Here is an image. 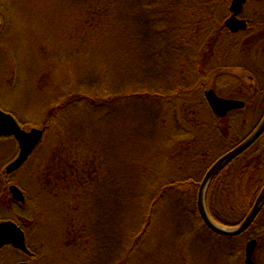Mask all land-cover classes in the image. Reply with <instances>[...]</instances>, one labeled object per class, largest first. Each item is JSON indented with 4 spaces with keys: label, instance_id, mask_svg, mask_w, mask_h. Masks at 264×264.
Wrapping results in <instances>:
<instances>
[{
    "label": "trees",
    "instance_id": "trees-1",
    "mask_svg": "<svg viewBox=\"0 0 264 264\" xmlns=\"http://www.w3.org/2000/svg\"><path fill=\"white\" fill-rule=\"evenodd\" d=\"M90 1L85 18L96 27L100 38H109L108 57L113 72L109 75L105 69L106 75H97L94 81L90 75L82 87H77L82 79L72 83L76 75L65 78L67 90L46 112L43 140L31 155L49 137L53 138L50 163L43 173L54 184H46L45 190L64 191L69 196L62 204L68 206V202L75 210L72 214L68 206L69 222L64 232L68 246L63 247L66 261L128 264L149 231L160 225L162 212L170 208L188 221L191 235L206 231L211 233L210 242L224 243L225 237L205 226L197 207L200 181L220 157L209 159L211 163L200 171L204 176L199 180L191 173L196 170L191 164L196 163L192 160L196 152L202 155L224 136L219 121L228 117L214 116L204 93L214 89L208 87L210 75L230 66L210 69L209 65L231 62L237 52L221 53L240 44L239 40L247 41L246 47L253 41L264 43V20L261 23L242 17L246 5L253 0L247 1L239 15L247 22V29L237 33L225 23L231 0ZM219 7L223 9L221 16L216 12ZM88 24L85 26L93 29ZM2 25L0 31L5 25L3 19ZM247 53L249 62H245L251 63L252 56ZM248 68L255 70V66ZM250 72L252 97L264 100V85L256 86ZM204 107L210 114L207 120L203 117ZM82 114L88 120L82 121ZM127 124L131 130L126 129ZM230 143L227 138V148ZM234 147L237 145L224 154ZM105 179L114 183L113 195ZM263 188L264 135L214 177L206 195L208 212L222 226L239 225ZM26 201V205L30 204L29 198ZM38 206L40 214L34 217L35 224L45 215ZM34 208L37 210L36 205ZM135 213L143 219L140 223L135 222ZM252 221L242 242L246 244V239L254 238L264 245V203ZM101 224L107 233L102 235L105 245L100 244ZM99 249L107 254V263L101 261ZM31 252L23 258L36 261L42 256L38 250Z\"/></svg>",
    "mask_w": 264,
    "mask_h": 264
},
{
    "label": "rangeland",
    "instance_id": "rangeland-1",
    "mask_svg": "<svg viewBox=\"0 0 264 264\" xmlns=\"http://www.w3.org/2000/svg\"><path fill=\"white\" fill-rule=\"evenodd\" d=\"M90 4V0H0V27L3 26L2 19L5 24L0 31V109L13 114L25 125L24 130L43 129L46 112L57 104L56 99L67 90L64 87L68 84L63 83L67 76L76 75L73 84L82 79L77 85L82 87L81 84L85 83L90 75V79L94 81L97 75H106L105 69L109 71V75L112 74L113 69L109 63L111 58L108 57L109 38H100L96 27L89 25L85 18L86 8ZM263 5L264 0H253L246 5L242 17L255 22L264 20ZM222 10L220 7L216 9L219 16L223 15ZM7 20L11 21V24ZM85 24L93 29H89ZM241 42L239 40L240 44L230 45V50H223L221 53L230 55L237 52L238 56L232 57L231 62L209 65L210 69L225 66L230 68L212 73L208 87L214 88L219 97L243 100L247 105L245 109L235 111L219 121L220 130L224 132L225 137L216 139L214 145H209L208 150H203L202 155L198 152L194 154L192 160L196 163L191 166L196 170L191 173L195 174L197 180L203 178L204 171H200L211 163L210 160L223 156L228 148L247 139L264 117V100L258 96L252 97L251 86L254 85L248 74V70H251L248 67L255 66V70H251L253 74L250 73L255 78L256 86L264 85V52L258 53L256 50H263L264 43L262 40L253 41L246 47L247 41ZM246 52H249L248 56H252L253 63L245 62H249L245 56ZM74 97L76 99L78 94ZM183 100H186V97ZM207 106L212 113L208 103ZM203 109L206 115L203 117L207 120L210 114L205 107ZM81 116L82 121L88 120L85 114ZM126 129L131 130V125L129 127L127 124ZM227 138L231 141L228 148ZM13 139L0 138V181H5L3 192L7 205L5 213L0 211V222L1 219H17L18 216L21 218V221L18 220L20 223L28 222L25 231L29 238L27 242L33 250H38L42 255L40 259L30 260L28 263L33 261L31 264H69L70 259L66 261V250L63 247L68 246L64 243V232L68 228L71 206L68 202L69 207L62 204L68 200L69 195L64 191L60 193L56 188H53L51 193L45 190L46 184H54L48 181L47 175L43 173L50 163L49 151L53 138L49 137L23 168L8 174L6 177L9 183H6L5 168L19 154L17 143ZM207 153L209 158L204 157ZM211 156L213 157L210 158ZM104 181L113 195L115 190L111 188L114 183L108 179ZM11 184L27 194L30 204L23 206L13 202L9 193ZM38 205L45 210L44 220L37 222L36 228H33L34 217L40 214H37ZM71 210L72 214H75V210ZM108 211L110 213V208ZM137 215L138 213H135L134 220L140 223L143 219ZM161 215V229L155 226L154 230L149 231L133 252L128 264H229L223 247H230L234 242H210L211 233L206 231L196 236L191 235L188 221L183 219L181 214H178V217L171 208ZM103 233L107 235L101 224L100 244L105 245ZM99 250L101 261L107 263V254L102 249ZM255 257L257 264H264V245H261ZM3 258L8 261L6 264L25 260V257L9 249L0 252V261Z\"/></svg>",
    "mask_w": 264,
    "mask_h": 264
},
{
    "label": "water",
    "instance_id": "water-1",
    "mask_svg": "<svg viewBox=\"0 0 264 264\" xmlns=\"http://www.w3.org/2000/svg\"><path fill=\"white\" fill-rule=\"evenodd\" d=\"M246 2L247 0H232V3L230 4V11L232 16H230V18L227 19L225 23L228 29L233 33H237L247 29V22L239 18V15L243 12ZM204 96V99H206L214 116L216 115L220 118L227 117L228 114L232 111L243 110L246 106L243 101L235 99L230 100L219 97L214 89L207 90L204 93ZM44 133V129L33 128L29 131L22 129L21 125L12 114L0 109V138L13 137L14 140L17 141L19 146V154L17 158L13 162H10V164L6 167V173H14L25 165V163L28 161L27 159L31 158L33 152L42 142ZM263 135L264 117L260 124L256 127V129L247 137V139L243 140L240 144L237 145V147H234L232 150L221 156L210 167L203 180L200 181L201 184L199 186L197 198L198 212L205 226L210 231H212V233L224 237H235L241 235L248 229V227L253 222L252 220H254V218L261 210V207L264 203V188L256 199L253 208L250 210V213L245 218V220L237 226L225 227L218 224L210 216L206 206V195L208 188L217 173H219L220 170H222L228 163L236 160V158L245 153L247 149L249 150ZM9 192L16 202L21 204L26 203L25 195L18 186H10ZM8 244L25 253H30V250L27 248L25 233L22 231V229L11 221L0 222V247ZM256 246V240H252L247 244L245 264H256L253 258Z\"/></svg>",
    "mask_w": 264,
    "mask_h": 264
},
{
    "label": "flooded vegetation",
    "instance_id": "flooded-vegetation-1",
    "mask_svg": "<svg viewBox=\"0 0 264 264\" xmlns=\"http://www.w3.org/2000/svg\"><path fill=\"white\" fill-rule=\"evenodd\" d=\"M248 1V0H247ZM231 3H232V0H231ZM230 3V4H231ZM247 3V2H246ZM246 3H245V5H246ZM231 6V5H230ZM230 9V8H229ZM230 16H232V14H231V11H230V13H229V17L227 18V19H229L230 18ZM239 18L241 19V17L239 16ZM243 20V19H242ZM227 21V20H226ZM115 186L113 185V188H114ZM113 188H111V190H114ZM3 191H5V181L4 180H1L0 181V211H2L3 213H5V211H6V200H5V197H4V193L5 192H3ZM26 197V199H27V196H25ZM14 202V201H13ZM16 203V202H15ZM27 203V202H26ZM26 203L25 204H21V205H23V206H25L26 205ZM17 204H19V203H17ZM18 216V215H17ZM17 219H15V218H10V219H1V222H3V221H12V222H14L18 227H20L21 229H22V231L25 233V239H26V243H27V237H28V235H27V233L25 232L26 230H27V227H28V225H27V221H24L23 223H20L18 220H20L21 221V218H19V216L18 217H16ZM35 220V219H34ZM35 222L36 221H33V223L35 224ZM249 228V227H248ZM248 230V229H247ZM246 230V231H247ZM245 231V232H246ZM244 232V233H245ZM244 233H242L241 235H238V236H235V237H225L226 239V241L225 242H228L229 243V241L230 242H234V244L233 245H231L230 247L227 245V246H225L224 245V249H225V251H224V254H225V252H226V255L228 256V258H229V264H234V263H238V264H245V258H246V246H247V244L250 242V241H252V240H256V239H254V238H249V239H246V244H244V242H242V240H244V236H243V234ZM217 235V234H216ZM222 237H224V236H222ZM228 240V241H227ZM257 241V240H256ZM224 242V243H225ZM228 243H225V244H228ZM27 245H28V243H27ZM261 247V245L259 244V242L257 241V246H256V249H255V251H254V254H253V258H254V262L256 261V257H255V255H256V252L259 250V248ZM27 248H29V245L27 246ZM6 249H9L10 251H14V253H18V254H20L21 256H25V254L27 255V256H29L32 252H31V250H30V253H25V252H23V251H21V250H19V249H17V248H15L14 246H12V245H3L2 247H0V252H2L3 250H6ZM30 249V248H29ZM238 257V258H237ZM22 259V258H21ZM236 259V260H235ZM233 261V262H232ZM8 261L5 259V258H3L1 261H0V264H6ZM29 261L28 260H24V259H22V260H16L15 261V264H19V263H27V264H30V263H28ZM256 264H257V262H255Z\"/></svg>",
    "mask_w": 264,
    "mask_h": 264
}]
</instances>
